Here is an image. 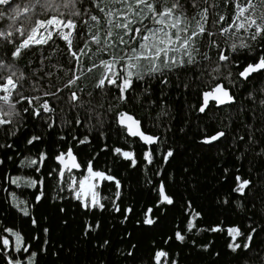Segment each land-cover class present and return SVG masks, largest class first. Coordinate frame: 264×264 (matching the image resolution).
<instances>
[{
  "label": "snow or ice",
  "instance_id": "6c2138e0",
  "mask_svg": "<svg viewBox=\"0 0 264 264\" xmlns=\"http://www.w3.org/2000/svg\"><path fill=\"white\" fill-rule=\"evenodd\" d=\"M200 4L204 6L200 7ZM0 6H3L0 7V22H4L0 26V127L12 137H17L28 118L45 128L55 127L56 121L50 115L56 110L53 99L57 103L64 102L63 90L71 89L80 79L73 75L62 88L52 82L53 74L44 72L39 65L34 70L29 67V75L18 64L23 50L33 45L47 44L55 34L65 42L67 56L75 61L66 71L74 72L82 56L91 59L89 53L93 51L92 45H95L99 62L92 61L87 71L92 72L95 68L102 71L94 85L95 91L88 95L93 99L106 97L107 100L104 103L97 100L96 106L85 108V111L96 113L88 117L90 129L96 132L99 140L104 141L100 151L115 157L114 162L122 159L128 162L129 167L136 168L138 157L133 150H125L123 146H109L112 125L117 126L118 136L125 143L141 144L139 160L145 183L151 185L155 199L151 206L145 205L140 210L138 225L149 229L158 225L162 217L177 207V203L174 195L168 191L171 177L156 183L147 179L154 168L166 173L163 166L174 158V151L170 147L161 149L158 134L146 131L141 119L130 113L127 107H117L139 103L158 109L157 119L167 115L164 101L161 99L157 102L152 98L150 86L138 90L134 87L137 81L150 84L151 79L159 76L160 85L168 87L170 81L164 75L165 70L171 73L175 68L191 69L194 77L192 84L197 92V103L192 108L209 120V126L228 108L230 114L224 126L230 127L234 120L231 109L237 104L241 113L247 112L253 117L258 109H264V0L255 3L253 0H222V4L217 0H0ZM221 6L230 9L232 15L226 18L216 11ZM189 7L196 10L191 16L187 15ZM25 22L29 23L28 27H25ZM214 28L217 30L213 31ZM216 37H223L226 47H222ZM74 39L79 41L75 48ZM198 40L202 42L200 45L197 44ZM204 45L208 50H202ZM212 49L216 52L214 61L209 55ZM37 84H40V88L36 87ZM26 86L32 93L40 94L25 95ZM176 87L188 90L192 85L185 81ZM50 88L55 91L47 90ZM41 89L45 90L41 92ZM241 89L245 94L238 97ZM67 100L78 108H83L86 103L75 91L70 92ZM113 100L117 103H111ZM87 103L91 104V101ZM97 107L102 111L96 112ZM67 123L70 126L59 139L67 142L70 137L74 144L51 157L55 161L54 167L45 171L49 156L47 152L40 151L35 157L25 158L20 163L21 168L31 169L33 175L4 176L3 179L16 188L35 189L32 201L10 193V207L27 218L34 229L40 228L39 221L33 216L32 205L47 199L46 187L52 183L57 197L64 198L61 194H67L86 213L99 210L119 214L122 217L120 223L123 224L135 213L134 206H124V182L111 169L94 167L99 152L84 165L78 161L74 148L90 144V133L83 137L73 133L77 126H85V122L78 117ZM245 127L248 134L238 139L244 141L246 147L238 159L246 158L249 154L264 159V134L260 138L255 136L258 131L264 133V128H258L253 123ZM226 135L225 131L219 129L212 133L205 132L200 143L215 146ZM23 138L29 146H35L43 139L38 133L26 134ZM14 147V142L0 143V148ZM12 159V156H8V160ZM3 164L4 160H0V165ZM161 171L153 174L160 176ZM228 181L232 184L230 192L218 200L219 204L234 207L241 213L248 210L249 205L255 208L257 202L264 205V174L249 168L245 176L239 168L235 172L224 168L221 183ZM189 209H192L191 203L184 202L181 208L182 226L175 225L172 234L162 238V243L169 244L173 240L186 243L189 233H223L227 237L226 248L237 258V264H264V221L257 224L253 218L255 212L243 220L228 223L226 227L224 222H218L204 228L200 225L202 213ZM59 210L65 211L63 207ZM99 227V221L86 220L85 235ZM42 231L44 237L50 235L48 227H43ZM39 239L37 236L26 238L16 230L15 225L0 222V264H39L40 254L47 250L41 246L33 251L34 245L29 242ZM48 242V239H44L42 244ZM191 243L203 251H209L208 243L198 244L196 240ZM109 245L110 241L105 239L98 247ZM136 249V244H130L123 253L132 258V264H136ZM146 264H179V261L166 249L153 248Z\"/></svg>",
  "mask_w": 264,
  "mask_h": 264
},
{
  "label": "trees",
  "instance_id": "16d2710c",
  "mask_svg": "<svg viewBox=\"0 0 264 264\" xmlns=\"http://www.w3.org/2000/svg\"><path fill=\"white\" fill-rule=\"evenodd\" d=\"M217 2L222 4V0H217ZM253 2L255 3L257 0H253ZM199 6L203 7L204 5L200 4ZM195 11L189 7L187 15L191 16ZM216 11L223 13L226 18L232 15V11L223 6ZM3 23L0 22V26ZM28 26L29 23L25 22V27ZM101 28H103V22H101ZM216 30V28L213 29V31ZM239 35L246 36L244 33ZM101 37H103V31H101ZM216 39L221 42L222 47H226L223 44V37H216ZM78 43L79 41L74 39V48ZM201 43V41H197L198 45ZM95 47L92 45L93 51L89 53L91 59L82 56L81 63L74 72L66 71L75 61L67 56L65 42L55 34L47 44L33 45L29 49L23 50L18 64L29 75H31L29 67L34 70L39 65L44 72H51L53 74L52 82L62 88L69 77L75 75L79 76L80 79L71 86V89L63 90L64 102L57 103L53 99L56 110L50 115L56 121L55 127L48 129L37 121L28 118L25 125L20 128L17 137L6 135L3 127H0V143H15L13 149L0 148V160H4V164L0 165V222L9 226L15 225L16 230L21 231L26 238L40 237L39 240H29L34 245L33 251L38 250L41 246L47 250L40 254L39 264H132V258L123 255L130 244L137 245L136 264H146L153 248L166 249L173 258L179 261V264H237V258L226 248L227 237L223 233L203 232L197 235L189 233L187 242L183 244L175 240L169 244H164L162 238L171 235L175 225L182 226L181 208L184 202L191 203L192 209L189 211L194 209L202 213L200 225L204 228L214 226L218 222H224L226 227L228 223L243 220L246 216L252 215L253 212L256 213L253 218L257 224L264 221V214H262L264 205L259 202L255 208L249 205L248 210L243 213L234 207L223 206L218 203V200L223 199L230 192L232 186L231 181L221 183L224 168H228L232 172L239 168L245 176H247L249 168L254 169L256 173L264 174V159H258L252 154L246 158L238 159V157H242L246 147L245 142L240 141L238 137L248 134L245 127L248 123H253L258 128H264V109H258L256 116L253 117L250 113H241L239 111L240 105L237 104L231 109L234 120L230 127L224 126L225 123H228L230 114L228 108H225L220 113L219 119L212 121L211 126H209V120L203 118V114L192 108L197 103V92L195 85L192 84L194 77L191 69L187 67L185 69L177 68L171 73L165 70L164 75L170 81L168 87L160 85L159 76L151 79L150 84L147 81H137L134 87L138 90L150 86L152 98L157 102L161 99L164 101V110L167 115L157 119L158 109L145 107L139 103L117 105V107H127L130 113L141 119L146 131L158 134L161 137V149L170 147L174 151V158H170V162L163 166L166 173L160 168H154L147 179L156 183L171 177L168 180V191L174 195L177 203V207L162 217L158 225L150 229L138 225L137 219L140 218V210L145 205L151 206L155 199V193L150 190L151 185L145 183V175L139 160L142 150L141 144L125 143L118 136L117 126L112 125L109 130V146H123L125 150H133L138 157L136 168L129 167L128 162L122 159L119 162H114L115 157L100 151L104 141L99 140L96 132L90 129L88 117L90 115L95 116L96 113L85 111V108L91 109L96 106L97 100L101 103L107 100L106 97L93 99L88 95V93L95 91L94 85L102 71L100 68H95L92 72L87 71L92 61L99 62ZM202 50H208L207 45H204ZM109 51L112 50L109 49ZM209 55L214 61L216 59L215 49L210 50ZM177 58L179 59V54H177ZM40 61H43V64H40ZM32 79L34 80L35 77ZM185 81L192 87L188 90L183 87H176L177 84ZM36 87L40 88V84H37ZM44 90L41 89V92ZM47 90L55 91L54 88ZM71 91L77 92L80 98L86 102L83 108L75 107L68 102L67 97ZM32 94L39 95L40 93H32L30 88L26 86L25 95ZM244 94L243 89H241L237 96L240 97ZM87 101H91V104H88ZM111 103L116 104L117 102L113 100ZM101 111L102 109L96 108V112ZM74 117L84 121L85 126H77L73 129V133L81 137L90 133L89 139L91 140L88 145L74 148V152L78 154V161L84 165L99 152V156L94 160V167L102 170L111 169L112 173L124 182V206H134L135 213L123 224L120 223L122 217L119 214H113L109 211L96 210L94 213H86L78 205V202L69 198L67 194H61L64 198L57 197L53 184L48 183L46 187L47 199H42L40 203L32 205L33 216L40 224V228L34 229L27 218L22 217L10 207V193L14 192L18 197L32 201L34 200L35 189L16 188L9 185L3 178L5 175H33L31 169L21 168L20 163L25 158L35 157L36 153L40 151L47 152L49 156L45 171L54 167L55 161L51 157L58 151L74 144L70 137L67 142L59 139V136L64 135L70 126L67 122ZM217 129L225 131L226 137L222 138L215 146L200 143L205 132L212 133ZM32 133L40 134L43 139L37 142L35 146L26 145L23 137ZM262 134L264 133L258 131L255 136L260 138ZM29 149L31 150L29 151ZM8 156H12L13 159L8 160ZM156 171H161V175H154L153 173ZM74 174L79 175L78 172ZM105 191L107 190L105 189ZM53 197L56 198L53 199ZM60 207H63L65 211L61 212ZM86 220L99 221V229L85 235L84 222ZM43 227L50 229L48 237H44ZM44 239H48L49 242L42 244ZM105 239L110 241V245L105 248L98 247V244ZM192 240H196L198 244H210L209 251L195 247L191 243Z\"/></svg>",
  "mask_w": 264,
  "mask_h": 264
},
{
  "label": "flooded vegetation",
  "instance_id": "af4514ba",
  "mask_svg": "<svg viewBox=\"0 0 264 264\" xmlns=\"http://www.w3.org/2000/svg\"><path fill=\"white\" fill-rule=\"evenodd\" d=\"M177 68H175L173 71H175ZM185 69V68H184Z\"/></svg>",
  "mask_w": 264,
  "mask_h": 264
},
{
  "label": "rangeland",
  "instance_id": "374dc122",
  "mask_svg": "<svg viewBox=\"0 0 264 264\" xmlns=\"http://www.w3.org/2000/svg\"><path fill=\"white\" fill-rule=\"evenodd\" d=\"M148 23H151L150 21Z\"/></svg>",
  "mask_w": 264,
  "mask_h": 264
}]
</instances>
